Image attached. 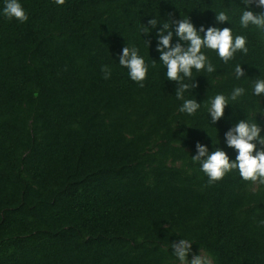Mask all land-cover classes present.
I'll use <instances>...</instances> for the list:
<instances>
[{
    "label": "trees",
    "instance_id": "1",
    "mask_svg": "<svg viewBox=\"0 0 264 264\" xmlns=\"http://www.w3.org/2000/svg\"><path fill=\"white\" fill-rule=\"evenodd\" d=\"M19 3L23 23L0 0V264H180L171 245L183 238L189 260L264 264V185L238 170L209 183L192 160L199 142L234 161L225 133L240 120L264 129V94H253L264 79V29L241 26L243 0ZM219 11L229 21L217 23ZM186 17L197 30L232 28L248 47L227 64L202 49L216 71L193 69L198 87L185 98L200 104L194 115L179 111L160 62L162 24L142 32L150 19ZM126 46L149 66L143 87L119 63ZM236 87L245 94L212 123L211 99Z\"/></svg>",
    "mask_w": 264,
    "mask_h": 264
},
{
    "label": "clouds",
    "instance_id": "2",
    "mask_svg": "<svg viewBox=\"0 0 264 264\" xmlns=\"http://www.w3.org/2000/svg\"><path fill=\"white\" fill-rule=\"evenodd\" d=\"M55 2L58 5H63L65 0H55ZM243 3L246 8L240 16L241 26L248 28L249 25H253L259 29H264V0H243ZM252 5H255L261 11L246 10ZM3 14L9 19L15 18L22 23L29 18L19 0H5ZM216 21L217 23L229 21V16L225 11H219L216 14ZM158 23L162 24V27L157 31L158 43L156 50L160 53V62L167 69V79L177 84L176 98L183 101L179 111L194 115L200 108V104L196 99L185 98L186 92L198 87L195 78H193V69L197 72L207 71L208 73L216 71L202 49L215 50L221 60L227 64L234 59L237 52L247 54V38L243 35L234 36L232 28L227 27L223 29L208 27L205 30L201 26L197 30L189 17L163 23L153 18L148 20V25L143 26L142 32L150 33L152 29L157 28ZM173 25H175L174 32ZM174 33L178 38L175 44L172 43ZM119 63L128 69L129 77L143 87L142 82L147 78L149 66L144 58L138 54V49L124 47L119 57ZM102 71L105 79L110 78L111 69L109 66H104ZM234 72L237 79L245 75L240 64L235 66ZM244 94L245 89L243 87H236L230 97L217 94L211 99L208 113L212 123L223 118L225 108L230 104V101H236ZM253 94L257 97L264 94V79L254 81ZM262 131L264 129L258 123L240 120L225 133L226 145L234 148L238 153L234 161L230 160L224 150L216 148L214 151L209 152L208 147L199 142L196 144L197 154L192 156V160L200 163L201 170L207 175L209 183L219 181L229 172L238 170L243 180L264 185V136L261 135ZM258 144L260 145L259 148ZM261 223H264V221H261ZM191 245L192 241L184 238L178 242H172L171 248L174 249L173 253L180 264H211L208 257L200 254L194 255L189 260Z\"/></svg>",
    "mask_w": 264,
    "mask_h": 264
}]
</instances>
